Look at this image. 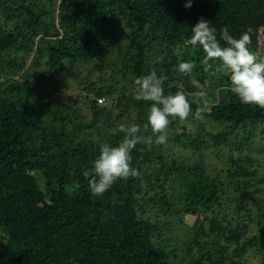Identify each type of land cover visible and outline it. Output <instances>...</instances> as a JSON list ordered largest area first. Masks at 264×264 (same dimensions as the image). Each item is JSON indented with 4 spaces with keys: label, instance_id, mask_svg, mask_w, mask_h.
<instances>
[{
    "label": "trees",
    "instance_id": "obj_1",
    "mask_svg": "<svg viewBox=\"0 0 264 264\" xmlns=\"http://www.w3.org/2000/svg\"><path fill=\"white\" fill-rule=\"evenodd\" d=\"M186 3L0 0V264H249L254 248L264 264V205L249 202L264 193V109L242 104L229 76L205 72L202 49L185 44L203 18L217 39L251 28L249 47L264 54V0ZM93 60L108 71L58 96L78 82L66 69ZM182 61L195 64L190 76ZM153 70L167 75L165 94L190 101L197 79L210 110L171 120L166 145L138 144L139 178L93 197L83 173L102 144L122 141L120 124L154 140L143 131L151 102L134 99L135 79ZM177 228L185 241L171 237Z\"/></svg>",
    "mask_w": 264,
    "mask_h": 264
},
{
    "label": "clouds",
    "instance_id": "obj_2",
    "mask_svg": "<svg viewBox=\"0 0 264 264\" xmlns=\"http://www.w3.org/2000/svg\"><path fill=\"white\" fill-rule=\"evenodd\" d=\"M190 6L191 0H188L185 7ZM252 31L248 28L237 38L224 27L217 39L216 29L209 21L200 18L191 29V38L185 44L202 49L204 58L201 64L205 72L223 71L229 76V90L242 104L264 109V57L258 56L249 47L252 43ZM194 68L195 64L191 61H182L177 65V71L185 76H190ZM167 79V75H158L155 70L135 79L134 99L151 102L143 131L147 132L150 128L154 140L140 134L142 129L139 124H120L118 131L124 134L122 141L116 146L102 144L91 168L83 173L88 178V190L93 197H102L118 180L139 178L140 171L131 164V151L146 141L166 145L171 120L178 118L186 121L190 116L195 120H204L211 105L209 93L200 82L197 79L190 81L193 87L199 89L192 93L190 101L183 89L175 94H165L164 84ZM221 91L223 89L216 90V103L220 100ZM193 104L197 106L195 112Z\"/></svg>",
    "mask_w": 264,
    "mask_h": 264
},
{
    "label": "rangeland",
    "instance_id": "obj_3",
    "mask_svg": "<svg viewBox=\"0 0 264 264\" xmlns=\"http://www.w3.org/2000/svg\"><path fill=\"white\" fill-rule=\"evenodd\" d=\"M55 8H57V4L55 3ZM260 57H264V54L260 55ZM29 60L26 62L28 63ZM99 62L101 61H97V60H93L91 61L89 64H74V66L72 67H68L66 69V73L67 75L72 79V77H76L78 78L76 82V79L75 80H71V81H67L66 84H64L59 92H58V96H60L61 98H74V96L78 95L79 93H82L83 90H80V83L82 82H88V79H93V78H97L99 75L100 76V73L101 75L105 72L108 71L109 68L103 66L104 70H102L100 72L99 70ZM117 67L120 68V65L117 64ZM99 72V73H98ZM19 77V76H18ZM80 81V82H79ZM83 86V85H82ZM264 188V187H263ZM249 202L251 203H255V201H261L262 204L264 205V193H254V191H250V194H249ZM254 208V207H253ZM188 224H191L189 223L190 222V219H184ZM177 232H175L174 235H172L171 237L174 238V239H179L181 242L182 241H185L186 237L188 238V235L189 234H186L184 233V230L183 229H178L176 230ZM263 247H264V240H263V243H262ZM256 248H254L252 250V252H249V254H247V260L248 262H250L249 264H257L255 259L258 260L257 258V254L256 253ZM261 256H264V249H263V252L261 253ZM173 264H179L180 260L177 259V260H174L172 261ZM183 264V263H181Z\"/></svg>",
    "mask_w": 264,
    "mask_h": 264
},
{
    "label": "built area",
    "instance_id": "obj_4",
    "mask_svg": "<svg viewBox=\"0 0 264 264\" xmlns=\"http://www.w3.org/2000/svg\"><path fill=\"white\" fill-rule=\"evenodd\" d=\"M97 102L101 103V102H103V99H97Z\"/></svg>",
    "mask_w": 264,
    "mask_h": 264
}]
</instances>
